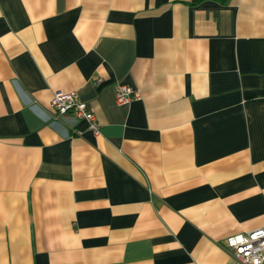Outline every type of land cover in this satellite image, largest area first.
Wrapping results in <instances>:
<instances>
[{
    "label": "crops",
    "instance_id": "crops-1",
    "mask_svg": "<svg viewBox=\"0 0 264 264\" xmlns=\"http://www.w3.org/2000/svg\"><path fill=\"white\" fill-rule=\"evenodd\" d=\"M262 226L264 0H0V264H238Z\"/></svg>",
    "mask_w": 264,
    "mask_h": 264
},
{
    "label": "built area",
    "instance_id": "built-area-1",
    "mask_svg": "<svg viewBox=\"0 0 264 264\" xmlns=\"http://www.w3.org/2000/svg\"><path fill=\"white\" fill-rule=\"evenodd\" d=\"M139 97L137 89L124 84L115 87V100L118 104H125ZM50 105L56 119L71 114L76 119L85 121L93 135L99 134V123L95 114L78 100L74 91L55 92ZM222 247L238 264H264V226L232 234L223 241Z\"/></svg>",
    "mask_w": 264,
    "mask_h": 264
}]
</instances>
